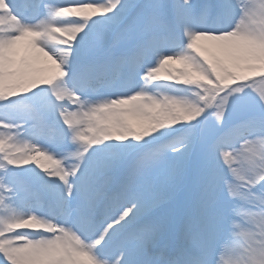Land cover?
<instances>
[{"label":"snow or ice","instance_id":"obj_1","mask_svg":"<svg viewBox=\"0 0 264 264\" xmlns=\"http://www.w3.org/2000/svg\"><path fill=\"white\" fill-rule=\"evenodd\" d=\"M0 264H264V0H0Z\"/></svg>","mask_w":264,"mask_h":264}]
</instances>
